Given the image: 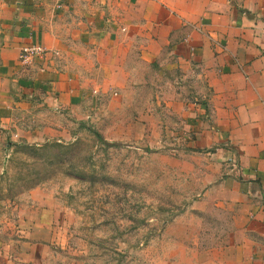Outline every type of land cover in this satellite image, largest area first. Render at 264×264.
Wrapping results in <instances>:
<instances>
[{
	"label": "crops",
	"instance_id": "1",
	"mask_svg": "<svg viewBox=\"0 0 264 264\" xmlns=\"http://www.w3.org/2000/svg\"><path fill=\"white\" fill-rule=\"evenodd\" d=\"M136 85L174 90L200 204L230 218L204 264H264V0H0V142Z\"/></svg>",
	"mask_w": 264,
	"mask_h": 264
},
{
	"label": "rangeland",
	"instance_id": "2",
	"mask_svg": "<svg viewBox=\"0 0 264 264\" xmlns=\"http://www.w3.org/2000/svg\"><path fill=\"white\" fill-rule=\"evenodd\" d=\"M176 101L158 85L93 92L47 112L35 141L4 135L0 264H204L230 218L200 204Z\"/></svg>",
	"mask_w": 264,
	"mask_h": 264
},
{
	"label": "built area",
	"instance_id": "3",
	"mask_svg": "<svg viewBox=\"0 0 264 264\" xmlns=\"http://www.w3.org/2000/svg\"><path fill=\"white\" fill-rule=\"evenodd\" d=\"M49 49L40 44H33L21 49L19 58L24 65L33 62L37 57L45 56Z\"/></svg>",
	"mask_w": 264,
	"mask_h": 264
},
{
	"label": "trees",
	"instance_id": "4",
	"mask_svg": "<svg viewBox=\"0 0 264 264\" xmlns=\"http://www.w3.org/2000/svg\"><path fill=\"white\" fill-rule=\"evenodd\" d=\"M99 135V134H98ZM14 144V143H13Z\"/></svg>",
	"mask_w": 264,
	"mask_h": 264
}]
</instances>
